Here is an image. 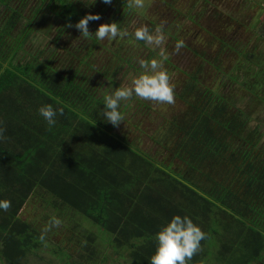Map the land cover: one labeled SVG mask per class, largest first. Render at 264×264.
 Masks as SVG:
<instances>
[{"label": "trees", "instance_id": "obj_1", "mask_svg": "<svg viewBox=\"0 0 264 264\" xmlns=\"http://www.w3.org/2000/svg\"><path fill=\"white\" fill-rule=\"evenodd\" d=\"M8 1L0 0V9ZM39 1L52 11L57 8L61 19L53 49L46 44L26 58L20 53L40 7L19 34L12 35L22 18L18 8H11L0 26V200L11 202L7 211L0 210V262L25 264L29 255L45 248L62 264H98L99 238L126 264H149L159 226L174 215H187L206 233L189 264H264V129L258 124L251 128L250 113L229 96L205 88L183 119L169 121L162 136L160 130L153 136L159 135L160 143L174 139L169 158L156 159L101 115L104 96L122 87L127 67L141 70L132 67V55L118 54L112 69L94 68L93 36L87 37L94 42L83 55L62 43L68 25L85 12L69 0ZM214 14L215 23L200 28L215 30L209 35L217 52L214 61L207 59V51L186 50L230 81H237V70L244 67L249 74L242 87L264 103V46L237 27L234 13ZM125 15L112 22L122 29ZM192 17L189 12L185 21ZM226 26L235 39L218 33ZM133 33L134 48L140 54L147 49L148 61L152 49ZM231 56L234 75L223 69V60ZM197 86L191 76L184 93L193 96ZM184 93L177 97L184 99ZM45 104L63 110L53 127L38 113ZM132 108L144 109L146 103L132 97L119 110L124 116ZM36 194L59 214L78 216L70 226L77 255L49 241L47 234L41 241L44 225L23 218V207Z\"/></svg>", "mask_w": 264, "mask_h": 264}, {"label": "rangeland", "instance_id": "obj_2", "mask_svg": "<svg viewBox=\"0 0 264 264\" xmlns=\"http://www.w3.org/2000/svg\"><path fill=\"white\" fill-rule=\"evenodd\" d=\"M177 1L178 0H147L148 5L152 6L151 12H147L144 15L137 13V16H131L128 13L121 23L122 26L125 25L121 30H126L128 33L135 31L136 28L147 25L148 27L152 26V32L155 34V29L157 27H163L164 43L158 47L147 44V46L153 51V54L148 61L156 59L161 63L163 70L167 71L170 77V83L175 86V103L171 105L166 103L162 104L155 101L144 100L134 95L133 98L140 99L146 103V108H132L125 112L123 121L115 127L117 133L121 134L128 140L138 142L141 149L150 155H153L158 160L169 158V151L173 144L172 140L174 139L169 137L165 140V143H160L158 142L159 135L155 140L153 139V136L157 135L156 132L158 130H160L162 136L163 134L161 131L163 130L166 132L165 128L169 121H172L175 118H177V120L183 119L190 112V104L193 105L195 101L200 99V97L197 99L198 94H200V91L205 88L213 89V91L220 93L225 97L229 96L228 98L238 107L250 113L252 117L251 128L258 124L261 126V131L264 129V103L259 102L257 98H254L244 89V87H242V83L248 78L249 74L245 72L244 67L241 70H237L239 75L237 81H230L225 74L217 72L201 58H197L190 51L186 50L185 47H189L193 51L199 52V54L207 51L208 55L206 57L211 61H214L217 55L216 47L214 44L210 45L209 38H206L205 35H200L199 37H197L196 34L191 35V30L189 31L191 34L185 33L192 26V24H188V22H185V29L182 31V34H179V37L176 36L177 38H180L178 41L184 42V47L181 48L178 53L176 52V43L168 39V34L166 32L169 29L173 32L168 23L174 20L171 26L174 24L176 25V23L181 24L182 19H185V16L189 12L192 15L200 13L198 15L203 17L204 21L208 20L209 17L205 18V15L206 13L208 15L210 8L204 0H201V6L196 7L195 11H193V9L191 11L189 10L190 0H186L185 2L180 0L178 3ZM69 2L85 12L83 13V16L87 14H98L101 17L100 20L90 21L88 24V29L91 33L90 36H93V38H95V30L100 24L111 23L114 20L113 18H115L114 16L121 14L119 11L129 10L124 0H112L111 4H104L101 0H96L95 3H91L92 0H69ZM53 4L56 5L57 1L52 2V6H54ZM7 5L8 6L5 8L0 9V26H2L5 23V19L9 17L11 8H18L22 14V18L12 31V35L19 34L24 23L27 22V20L33 15L34 11L40 7L39 18L35 24V29L28 37L23 47V53L20 52L21 56L26 58L28 52L33 53L38 47H44L46 44L51 45L52 49L55 47L53 39L58 35L59 26L62 24L60 17L55 13L57 8L52 11L49 6V8L47 7V4H41V1L39 0H9ZM177 12L181 13L182 17L178 18L176 16L178 15ZM163 18L164 22L167 23V28L163 22ZM210 20L212 19L210 18ZM148 21H151L152 24L148 23ZM75 23L73 24V27H68L67 32L63 34L62 43H65L71 49L77 48V55H83L85 54L84 52H86V47L90 44L92 45L94 41H91L89 38L80 34L79 30L74 27ZM173 30H175L174 27ZM172 35L171 38L175 36V34ZM256 35L257 36L254 38L255 42L259 46H263L264 30L259 28ZM130 39L131 37L129 35L118 37L114 41L108 39L98 41L95 38V43L92 49L94 57L90 60L93 64L92 66L94 68L104 67L112 69L117 60L118 54H122L124 57L128 58L131 54L132 67L140 68L139 61L144 59L146 61L148 50H144V53L146 52V54H140L138 52L140 50L134 48L136 44ZM162 52L163 56L161 55ZM23 57L20 58L23 59ZM221 57L222 56H220V58ZM76 58H78V56H76ZM233 61L234 59L232 56L224 59L223 69L229 74L234 75L236 73H234L235 65H233ZM253 68L256 69L255 67ZM127 69L126 75L120 80L122 87H131L132 80L143 71L142 69L136 71V69H132L131 67H127ZM191 76H195L198 83V90L192 94L193 96L184 93L186 83ZM180 93H184V99L177 97V94ZM126 119H130V121H126ZM134 125L138 128L134 127ZM167 135H171V133L168 132ZM173 166L178 167L179 162L174 161ZM39 192L43 193L42 190H39ZM21 214L23 218L35 220L39 222L40 225H44V228L48 226L51 218H58L61 221V224L58 227L51 228V230L46 233L49 236V241L52 240L53 242L58 243L63 249L69 252L72 251L77 255V250L75 248L76 242L74 241V238L77 237L75 236L76 232L74 228H70L73 221L78 219L77 215L73 213L59 214L57 211L53 210L49 203L44 201L43 196H39V194H36L35 197H32L30 201L25 204ZM83 225L84 227L92 229V231L96 230L94 226L87 225L86 223H83ZM98 240L100 247L98 264H126L120 252L114 251L112 248H107V245L103 244L105 242H101L99 238ZM104 255L106 256L105 263L101 262ZM62 263L63 261H60V259L54 254L49 253L48 250H45L44 248L43 251H38L36 255H29L25 264ZM0 264L5 263L0 262Z\"/></svg>", "mask_w": 264, "mask_h": 264}, {"label": "clouds", "instance_id": "obj_3", "mask_svg": "<svg viewBox=\"0 0 264 264\" xmlns=\"http://www.w3.org/2000/svg\"><path fill=\"white\" fill-rule=\"evenodd\" d=\"M92 0L91 3H95ZM104 4H111L112 0H101ZM128 6L138 13L147 7V0H129ZM101 17L98 14H87L75 23L74 27L80 34L88 37L91 33L88 29L90 21H98ZM69 27L73 25L69 24ZM98 41L104 39L116 40L118 37L128 36L126 30H121L116 22L100 24L94 32ZM134 37L146 44L160 46L164 43L163 27H157L155 34L147 25L136 28ZM184 47L183 41H177L175 50L178 53ZM163 56V52L161 53ZM141 71L133 80L131 87L114 88L110 94L104 96L101 115L113 126H118L123 121V115L119 108L122 101L131 99L134 95L144 100L155 101L162 104H174V88L170 83L167 71L156 59L150 61L140 60ZM38 113L47 122L49 127L56 124V116L63 115V110L54 108L51 104H45L38 109ZM11 202L7 199L0 200V210L7 211ZM61 221L58 218H51L39 237L45 240V234L53 227H58ZM206 238V233L187 216L174 215L171 219L161 224L155 233V249L149 257V264H189L192 257L197 254L201 247V241Z\"/></svg>", "mask_w": 264, "mask_h": 264}, {"label": "crops", "instance_id": "obj_4", "mask_svg": "<svg viewBox=\"0 0 264 264\" xmlns=\"http://www.w3.org/2000/svg\"><path fill=\"white\" fill-rule=\"evenodd\" d=\"M179 1L180 0H178L177 3ZM185 1L186 0H183V2ZM204 2H206V4L210 6L208 15L207 13L205 15V18L209 17L208 20L204 21L203 17L198 15L200 13L193 14L195 17H192V21H185V19H182V23L179 24V28H181L182 31L185 29V22H188V24H192L190 29L185 32L186 34H188L191 30L192 34L189 33L191 35L196 34L197 37H199L200 35H205L209 38L210 33H215V30L208 29L210 33H207L206 31L204 32L203 30H200V28L202 25L207 27L206 23H210L211 25L214 24V18L216 17L214 12L219 10L223 11V14L234 13L233 17L237 20V27L242 32L248 34L249 37L254 36L255 38L257 36L256 33L259 28L264 30V0H204ZM201 3V0H190L189 10L192 11L193 9V11H195L196 7L201 6ZM210 18L212 20H210ZM228 26H226V29L218 33H227V38L233 40L235 39L231 38V33H233V31L230 28H227Z\"/></svg>", "mask_w": 264, "mask_h": 264}, {"label": "flooded vegetation", "instance_id": "obj_5", "mask_svg": "<svg viewBox=\"0 0 264 264\" xmlns=\"http://www.w3.org/2000/svg\"><path fill=\"white\" fill-rule=\"evenodd\" d=\"M125 2H126V4H127V7H128V9L130 10H128V11H123V10H121V11H119V12H123L122 14H128L129 13V15H136L137 16V11L135 10V9H133V8H130L129 6H128V4H129V0H124ZM149 10V11H148ZM151 10H152V6L151 5H148V3H147V7H146V9L145 10H143L142 12H140V13H138V14H141V15H144L145 13H147V12H151ZM153 10H154V8H153ZM117 12V11H116ZM178 13V12H177ZM126 15L125 16H122L123 18H125L126 17ZM118 16V15H117ZM178 18H180V17H182V15L180 14V13H178V15H176ZM166 17V16H165ZM173 18H174V16H173ZM173 20V19H172ZM174 21V20H173ZM173 21H171V22H169L168 24L170 25V28H172L173 29V27L175 28V30H172L173 32H171V29H169L168 31H166L167 32V34H168V39H170V40H172V42H175V43H177V41L178 40H180V38H177V37H179V34H182V29L181 28H179V24L178 23H176V25L174 24L173 26H171L173 23ZM163 22H164V18H163ZM148 23H150V24H152L151 23V21H148ZM164 24L166 25V28H167V23L166 22H164ZM150 28V27H149ZM174 33H176L175 35L177 36H174L173 38H171L173 35L172 34H174ZM173 46V45H172Z\"/></svg>", "mask_w": 264, "mask_h": 264}]
</instances>
